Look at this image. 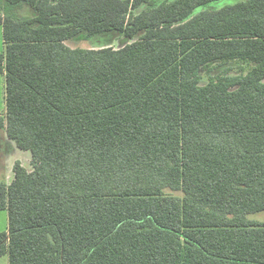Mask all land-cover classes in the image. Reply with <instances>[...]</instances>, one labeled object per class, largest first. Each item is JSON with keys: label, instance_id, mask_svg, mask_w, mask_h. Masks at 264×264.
Listing matches in <instances>:
<instances>
[{"label": "trees", "instance_id": "1", "mask_svg": "<svg viewBox=\"0 0 264 264\" xmlns=\"http://www.w3.org/2000/svg\"><path fill=\"white\" fill-rule=\"evenodd\" d=\"M215 1L0 0V130L32 155L0 182V258L264 264V0Z\"/></svg>", "mask_w": 264, "mask_h": 264}, {"label": "rangeland", "instance_id": "2", "mask_svg": "<svg viewBox=\"0 0 264 264\" xmlns=\"http://www.w3.org/2000/svg\"><path fill=\"white\" fill-rule=\"evenodd\" d=\"M241 0H219L211 3L208 6L209 10H216L220 9L227 5H232ZM21 17H34L36 15L33 8L28 5H25L19 11ZM84 35L74 38L66 42L67 46L70 48H81V49H99L104 47H113L115 49H120L124 45H126L129 41L121 36L118 32L114 31L111 33H106L103 35L95 36L89 40H85L83 38ZM2 35L0 33V51H2ZM212 68V67H210ZM216 68V69H215ZM235 68V66L233 67ZM228 67H221L217 68L214 67L213 71L210 73L208 70L210 69H203L201 71V84H207L211 79L220 77L227 73ZM229 73V71H228ZM5 79L4 77L0 76V116L5 115L6 104L4 99L5 93ZM31 160L32 155L30 151H23L20 150L15 141L8 139L6 136V132L0 130V182H4L6 184H10L14 179V172L13 168L16 162L21 161L25 167L31 169ZM5 215V213H2ZM252 220L264 222V213H258L252 215L250 217ZM5 217L0 213V229H5Z\"/></svg>", "mask_w": 264, "mask_h": 264}, {"label": "crops", "instance_id": "3", "mask_svg": "<svg viewBox=\"0 0 264 264\" xmlns=\"http://www.w3.org/2000/svg\"><path fill=\"white\" fill-rule=\"evenodd\" d=\"M0 33H1V35H2V51H0V52H3L4 50H5V44H4V40H3V27L0 25ZM67 45V44H66ZM0 76H2V77H4V79H5V76L4 75H0ZM4 90H5V93H4V99H5V96H6V83H5V88H4ZM5 104H6V101H5ZM6 111V110H5ZM6 136H7V134H6ZM8 138V137H7ZM21 162V161H20ZM22 163V162H21ZM23 164V163H22ZM23 166L25 167V165L23 164ZM26 169H28V170H31L32 169V160H31V169L30 168H27V167H25ZM0 213H1V215H3V217H5V224H6V227H5V229H0V233H3V232H7V230H8V213H7V211H0ZM2 213H5V215L6 216H4V214H2ZM0 264H10V262H9V256L8 255H6V256H3V257H1L0 258Z\"/></svg>", "mask_w": 264, "mask_h": 264}]
</instances>
